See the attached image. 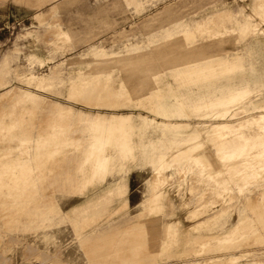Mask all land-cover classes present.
<instances>
[{
	"label": "rangeland",
	"instance_id": "rangeland-1",
	"mask_svg": "<svg viewBox=\"0 0 264 264\" xmlns=\"http://www.w3.org/2000/svg\"><path fill=\"white\" fill-rule=\"evenodd\" d=\"M44 1L0 0V264H133L130 259L155 254L158 245L154 239L158 236L142 228L130 234L129 222L153 223L154 229L161 231L158 223L163 218H179L194 235L211 231L205 224L209 212L212 219L218 220L216 223L226 221L228 233L232 231L221 260L226 264H264V129L259 132L258 128H250L256 122H247L242 131L234 127L242 116L264 113L260 101L243 106L240 103L233 109L234 113H242L219 118L232 125L226 128L228 135L223 134L226 141L215 136V127L209 126L200 141V155L162 158V166L152 167L153 171L149 165H131L125 194L116 196L109 207L116 216L125 210L133 212L124 222L122 233L109 237L105 222L86 228L90 220L98 218L96 205L66 210L82 198L80 169L94 164L97 153L118 154L112 144V128L118 129L132 114L149 113L158 93L175 91L169 78L159 74L161 82L144 74L146 62L137 58L133 47L131 60H112L110 57L130 52L97 55L89 42L101 43L108 50L119 49L132 34L144 38L147 31L167 24L166 13L179 15L202 4L204 14L210 13L207 20L218 21L209 22L210 27L191 29L194 34L187 38L182 51L171 52L167 48L176 44L168 41L160 54L189 55L201 50L208 54L222 48L217 51L222 55L220 52L237 43L247 30L255 33L264 28V12L253 14L264 0ZM79 14L106 17L88 21ZM78 31L85 42H80ZM84 85L93 90L84 92ZM85 110L129 114L119 116V123L102 127L103 136L92 134L89 138L90 129H83L90 124L82 119ZM261 119L258 123L264 125V117ZM210 140L213 143L207 149ZM49 143L62 146L56 158L50 160L52 155L40 150ZM60 163L67 169L77 167L79 172L67 171L66 182L63 179L59 185ZM154 176H161V180ZM153 188L169 195L166 204H148ZM162 229L165 237L171 236V224H162ZM143 237L149 241L142 243ZM122 238L138 239L136 249L129 251L132 244L122 242Z\"/></svg>",
	"mask_w": 264,
	"mask_h": 264
},
{
	"label": "bare ground",
	"instance_id": "bare-ground-1",
	"mask_svg": "<svg viewBox=\"0 0 264 264\" xmlns=\"http://www.w3.org/2000/svg\"><path fill=\"white\" fill-rule=\"evenodd\" d=\"M259 6L260 8L253 9V14L255 16L264 12V3H262V5L259 4ZM173 15L174 14L166 13L165 19L202 20V18L205 17L207 20L211 18L209 17V12L204 14L202 4L197 6L196 9L191 12L174 15L176 16L174 18ZM221 15L226 16L227 13L221 12ZM239 18H241V16ZM261 18L264 19L262 16ZM188 29H176L177 31L182 32L177 36H175V34H170L169 36L164 35L165 37L163 38L162 43L160 42L159 49L157 48L154 50L153 44L147 45L148 48H145L149 49L150 52L160 50L162 53V50H165V47L162 45H167L169 43L168 41H170V44L173 43L176 44V46L174 45L175 47L173 46L167 49L176 53L182 51L186 48L185 42L191 35L190 31H187ZM163 31L166 33L169 30L164 29ZM222 42L225 41L222 39ZM137 48L138 47L136 46L134 50L137 52V58L141 59L142 57ZM141 48L144 49L143 47ZM221 49L222 48L219 50ZM219 50L211 51L210 49L211 53L209 52L208 54L203 53L201 50L202 52L197 51V53H191L189 55L178 53L175 55L171 54L172 56L160 55L157 59L154 58L155 56H153V59H144L146 62L144 74H147L148 78H151L150 75H153V79L156 81L160 80L161 82H163L161 80L162 76L169 78L175 84V91L171 94L158 93L154 96L153 101H151L149 113L143 114L137 112L132 114L120 123L118 129L112 128V133L118 135H113L114 140L112 144L118 149L124 150V152L126 150V154L128 153L130 157L128 160L131 158H138L140 155L145 162L152 164L154 162V157H156L155 155L158 156V160L162 158L176 160L187 154L200 155L199 150L202 149L200 141L209 126L215 127V131L213 130L215 136L216 134L217 136L220 135L224 137L223 139L225 140L227 136H223V134H227L226 128L232 127V125L225 122L224 119L220 120L219 118H224L226 115L235 116L238 112L239 114L240 112L242 113L243 111L234 113L233 109L240 103L241 106L248 102L256 103L257 101H260L258 104L264 103V28H259V31L255 33L247 30V33H245L237 43L224 48L223 52H220V54L223 53L222 55H218L217 51ZM39 61L43 62L44 60L40 58ZM159 74L161 75V78H159ZM27 78L35 80V78ZM251 93V99H248V95ZM135 116H137L139 123L132 122L133 124L129 125L128 122L133 121L132 118L134 119ZM139 116H141L140 119L138 118ZM149 116L154 120V124L150 121ZM157 117L160 119H156ZM262 117H264V113L262 112L255 113V115L252 116H242L236 121L237 125L234 127L236 129L239 128V130L242 127V130H244L243 128L246 126L245 124L247 122H250L249 124L256 122L255 125L253 126L252 124L250 128H258L257 130L260 132L264 129V125L259 124ZM159 121H163V124L158 123ZM243 122L245 123L243 124ZM245 137L246 136H244V138ZM213 140L207 142V149L211 147ZM40 150L43 153L47 152L52 155L51 157H48L50 160L52 157L56 158L57 154L62 150V146L59 143H49L40 148ZM103 157L106 160L103 158V161L100 160L97 163H106L108 157L105 155ZM121 175L122 174H120V176ZM207 222L209 223L210 221Z\"/></svg>",
	"mask_w": 264,
	"mask_h": 264
},
{
	"label": "crops",
	"instance_id": "crops-1",
	"mask_svg": "<svg viewBox=\"0 0 264 264\" xmlns=\"http://www.w3.org/2000/svg\"><path fill=\"white\" fill-rule=\"evenodd\" d=\"M39 1H40V3L45 2L44 0H39ZM58 6L60 7L61 4L59 3ZM36 11H38V10H36ZM42 12H44V11L42 10ZM87 15L88 16H85L86 19H84L85 17L83 16V14H79L80 18H82L84 20H88V21L91 20L92 17L95 19H98V20L105 19V18H103L102 15H101L102 17H100V18L97 17L99 15H97V16L96 15L93 16V14L92 15L87 14ZM151 15H149V16H151ZM104 17H106V16H104ZM148 17H147V20H148ZM217 21L218 20H206V19H204V20H168L167 24H164L158 28H154L150 31H147L145 33L144 38H140V37H137L135 34H132V38H127V40H125V43L123 44V46L119 47V49H113L112 48V49L108 50L101 43L100 44L95 43V42H89V43L92 44V47L95 50L94 54H97V55L109 54V52L110 53H120L122 51L130 52L126 56L118 55V56H121L120 58H118V56L110 57V58H112V60H115V59L131 60L132 55H133L132 53H134L131 51V49H132V47L135 48L136 46L138 47L137 50L142 57L141 59H143V60L147 59V58L153 59V56H155L154 58L157 59L161 55L160 50L150 52L149 49H146V48H148L147 45L153 44V47L155 50L159 47L160 42L162 43V40L165 37L164 35L169 36L170 34H175V36H177L179 33H182L180 31H177L176 29H181V28L188 29L189 28L187 31L188 32L190 31L191 35H193L194 31L191 29H193L195 27H199V26L210 27L209 22H217ZM241 22L242 21L240 20L239 23H241ZM219 26L221 27V25H219ZM244 26H247V25H241L240 27H244ZM164 29H167L169 31H167L165 33L163 31ZM76 34L78 35L79 40L81 39L80 40L81 43L85 42V40L81 38L82 35H80V34H82V32L78 31V32H76ZM126 35H130V33H128ZM154 42H156V43H154ZM141 47H143L144 49H142ZM44 58H46V57L44 56ZM81 74L83 76L85 75L84 72H81ZM100 74H104V73L100 72L99 75ZM129 74H130V71H128V75ZM91 90H93V89L89 88L88 85H84V88H83L84 92H90ZM84 101L86 102V100H84ZM105 102H107V101H105ZM109 105L112 106V105H114V103H112V101H111ZM59 106H63V105H59ZM127 106H129V105H127ZM127 106H123V107H127ZM85 111L83 112L82 119L84 120V122H86V124L88 122L91 125L88 124V125L84 126L83 129L84 130L90 129L89 138L92 137L91 136L92 134L97 135L98 137L103 136L102 134L104 133V131L101 130L102 127L106 128V125H108L109 123H112V124L116 123V122L119 123V121H118L119 116H121V115L124 116V115L129 114L127 112H123L122 114H118V113L107 114L108 112H106V111H98V112L89 111V110H87L86 112ZM94 113H96V114H94ZM89 116H90V118H89ZM140 117L141 116H139L138 118L140 119ZM132 120L133 121L128 122L129 125H131L133 123H139V121L137 120V116H135L134 119L132 118ZM94 124L97 125L96 129H95L96 126L95 127L92 126ZM92 127L94 129H92ZM101 131H102V133H101ZM98 139H100V138H98ZM92 140H93V138H92ZM114 153L115 152H112L109 154L97 153V154H95L96 158L93 157V159H96V163L91 164V166L90 165H84V167H82V169H80V172L83 173V178L81 177L82 178V185H83V189H82V193H81L82 198L78 201L77 200L73 201L68 206V208H66V210H69V209H72L73 207L74 208H81L87 204L96 205V207H97L96 210L98 211L97 212L98 218L94 219V220H90L88 222L86 228H92L95 225L102 224L105 222V226L107 228V235L109 237L110 236H116L119 233H122L124 231V222L127 221L128 219L130 220L129 217L133 213V212L129 213L128 211L125 210V211L120 213V216L119 215L116 216V212L114 210H110V208H109L111 203L115 201L116 196H120L122 194H125L126 189H127L126 177H127L128 170L130 169L131 165H133V167H136V168H143L144 166L149 165L151 167V171H153L152 169L156 166H162L161 165L162 160L161 159L158 160L157 155H155L156 156V157H154L155 163H154V165H152V164H147L145 162V160L143 158H141L140 155L138 156L139 159L136 157L132 161L128 160V158H130V157H129L128 153L126 154V150L124 152V150L118 149V154H114ZM104 155L108 157L107 162L106 163H97L100 160L103 161ZM142 161H144V162H142ZM157 162H159V163H157ZM76 168L77 167H70V169H67V165L60 163V167L58 169V171H59V179H58L59 185L62 183L63 179H64V182H66L65 173H67V171H78L79 172V168H77V169ZM120 174H122V175L120 176ZM154 177H155V180H161V176H157V178H156V176H154ZM112 179H114V180H112ZM161 193H159L158 190H155L153 188L152 192H151V199L149 200L148 204H150V205L166 204L165 198H167V196L169 197V195L168 194L167 195H161ZM124 198L126 199V197H124ZM149 207H147V210L149 209ZM94 208L95 207H93L91 210L94 211ZM135 213L137 214V212H135ZM174 213H176V212L173 211L172 214H174ZM162 215L166 216V214H162ZM193 215H195V213H193ZM206 217H207V219H209L207 221H210V222L208 223L206 221L205 224H206L207 228L211 231L207 232V233H197L194 235L189 234L188 229L185 228V226L181 223L179 218H174V219L169 218L168 220L163 218L161 220V222L158 223L159 228L161 227V231H160V229H159V231H156V229H154L156 226L153 223L141 224L139 221L132 220L131 222H129L130 234H134L135 232L141 230V228H142L145 230V233H151V234L158 236V238L154 239V242L157 243L158 247L155 249V254H147L146 256L139 258V260H136V259H130V260H132L133 264H141V263L178 264V262H182V264H184V263H186V264H226V260H221L220 257L222 255L226 254V252H224V251H226V249L228 248L227 240L231 239L230 235L232 234V231H230L229 233L227 232L226 221L216 223L218 220L216 221L215 218L212 219L210 212L207 214ZM208 217H210V218H208ZM167 223L171 224V226H172V234H171V236H168V238L165 237V235L163 234L164 229H162V224H167ZM200 225L201 224H199L197 226V229L201 227ZM179 227H180V229H179ZM216 229H218L219 232H217ZM183 231L184 232L186 231V232L184 233ZM147 240L149 241V239H146L145 237H143L141 242L146 243ZM125 241L130 242L132 244V247L129 248V251L135 250L136 249V243H139V240L136 238H132V240H129V239L126 240L125 238H122V242H125ZM171 258H174L176 260L172 261ZM177 259H181V260H177ZM212 259H218L217 260L218 263H210L209 260L211 261ZM162 261L165 263H162Z\"/></svg>",
	"mask_w": 264,
	"mask_h": 264
}]
</instances>
